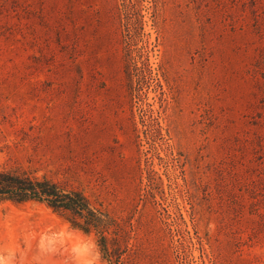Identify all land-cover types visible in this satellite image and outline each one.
<instances>
[{
  "label": "rangeland",
  "instance_id": "1",
  "mask_svg": "<svg viewBox=\"0 0 264 264\" xmlns=\"http://www.w3.org/2000/svg\"><path fill=\"white\" fill-rule=\"evenodd\" d=\"M17 167L123 222L133 264H264V0H0ZM0 264L108 262L46 204L0 200Z\"/></svg>",
  "mask_w": 264,
  "mask_h": 264
},
{
  "label": "trees",
  "instance_id": "2",
  "mask_svg": "<svg viewBox=\"0 0 264 264\" xmlns=\"http://www.w3.org/2000/svg\"><path fill=\"white\" fill-rule=\"evenodd\" d=\"M0 200L44 203L63 214L72 228L87 234L95 233L108 264H133L137 248L127 245L123 222L106 210L93 206L77 188L67 187L50 177H37L20 167L0 168Z\"/></svg>",
  "mask_w": 264,
  "mask_h": 264
}]
</instances>
